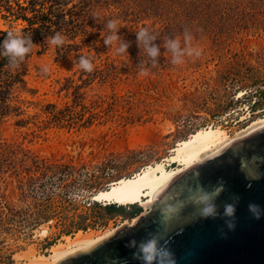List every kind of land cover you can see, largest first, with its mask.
I'll use <instances>...</instances> for the list:
<instances>
[{
	"label": "rangeland",
	"instance_id": "374dc122",
	"mask_svg": "<svg viewBox=\"0 0 264 264\" xmlns=\"http://www.w3.org/2000/svg\"><path fill=\"white\" fill-rule=\"evenodd\" d=\"M24 1L0 0V30L21 33L26 22L5 5ZM95 4L85 38L67 40L79 49L58 53L49 39L13 70L25 83L12 88L13 108L0 120V264H24L13 254L47 253L78 227L103 230L130 220L134 204L108 215L94 207L93 194L163 159L197 128L220 125L235 136L264 116V0ZM82 58L92 71L80 67ZM50 104L94 117L85 126L54 124ZM43 225L47 237L39 236Z\"/></svg>",
	"mask_w": 264,
	"mask_h": 264
},
{
	"label": "water",
	"instance_id": "95a60500",
	"mask_svg": "<svg viewBox=\"0 0 264 264\" xmlns=\"http://www.w3.org/2000/svg\"><path fill=\"white\" fill-rule=\"evenodd\" d=\"M221 185L223 191L214 201L216 215L195 218L189 197L198 187L211 192ZM182 203L180 215L165 220L164 211ZM228 204L235 206L233 217L224 215ZM249 204L259 206V219L249 211ZM227 221L234 229L228 228ZM149 233L161 235L175 264H264V129L176 177L134 225L59 264H139L133 257L135 249L127 245Z\"/></svg>",
	"mask_w": 264,
	"mask_h": 264
},
{
	"label": "bare ground",
	"instance_id": "6f19581e",
	"mask_svg": "<svg viewBox=\"0 0 264 264\" xmlns=\"http://www.w3.org/2000/svg\"><path fill=\"white\" fill-rule=\"evenodd\" d=\"M243 92L240 93L242 95ZM264 129V116L257 117L241 129L235 136H230L220 125H208L197 128L186 138L180 139L171 148V153L161 160L145 164L129 176L112 180L108 187L93 194L94 201L103 203L116 202L120 205L139 203L143 210L130 220L124 219L117 225H109L103 230L78 229L73 234L63 235L57 242L47 248V253H36L31 248L23 253L13 254L16 260L25 259L24 264H59L67 257L86 251L99 242L110 238L124 228L134 225L139 216L152 209L155 198L176 177L208 157L216 155L234 142ZM167 162H175L176 166ZM38 232V231H36ZM49 227L41 226L39 236L47 237ZM38 235V234H37Z\"/></svg>",
	"mask_w": 264,
	"mask_h": 264
},
{
	"label": "trees",
	"instance_id": "16d2710c",
	"mask_svg": "<svg viewBox=\"0 0 264 264\" xmlns=\"http://www.w3.org/2000/svg\"><path fill=\"white\" fill-rule=\"evenodd\" d=\"M97 1L99 0H25L23 4L16 3V8H13L10 4H6L5 7L9 14L26 22V26L20 32L26 39L31 41V47L34 44L43 47L47 45V40L59 34L64 41L63 44L57 46L59 53L61 49L63 52L79 49L80 44L68 42L67 40H74L77 36H81L80 41L85 38L88 34L86 24L93 17L92 10ZM69 4L70 6H68ZM208 5H213V2L208 3ZM242 17L244 16H240L239 19H242ZM9 31L13 32L12 30H0V52H3L2 46ZM25 46L29 45L26 44ZM30 53L31 51L26 54L25 58ZM13 70L14 68L9 66V57L0 55V120L13 108L9 102L12 88L17 84L25 83L22 73ZM258 93L264 99V90L258 91ZM49 106L53 110L49 111L48 122L58 125L80 124V126H85L89 125L94 117L92 113L84 117L83 113L76 112L72 106H66L62 110H55L53 104ZM0 149H2L1 143ZM92 203L94 207L103 208L108 215H123L124 213L123 205L115 203L102 204L97 201H92ZM132 207L131 215H138L141 207L137 204L132 205ZM78 229L84 230L86 228L78 227Z\"/></svg>",
	"mask_w": 264,
	"mask_h": 264
},
{
	"label": "clouds",
	"instance_id": "9594fccd",
	"mask_svg": "<svg viewBox=\"0 0 264 264\" xmlns=\"http://www.w3.org/2000/svg\"><path fill=\"white\" fill-rule=\"evenodd\" d=\"M109 28L115 29L116 23L110 22ZM147 34V29L141 28L138 33V38L143 39ZM117 37L115 35L108 37L106 43H112ZM63 40L60 35H56L50 41L52 45H61ZM28 44L29 46H25ZM3 52L0 55L9 57V66L16 69L19 67V62L25 59L26 54L31 51V41L26 39L22 33H14L9 31L7 37L3 43ZM173 49L177 48V44L172 45ZM119 52L125 51V46H121L118 49ZM150 54L155 56L156 50L150 49ZM200 55V52H197ZM178 62V61H176ZM80 67L86 71H92V64L86 59H81ZM42 71L45 73L49 72V68L44 66ZM223 191L222 185L215 188L213 191H206L203 187H198L194 194L189 197V203L194 207L192 215L196 217L208 218L214 217L217 213L215 206V198ZM185 205L182 203L179 207L173 204L172 210H165L163 216L165 220L174 218L180 215L182 208ZM249 211L253 214L256 219L260 218L261 209L256 204L248 205ZM224 215L226 217H233L235 215V206L232 204L225 205ZM227 226L230 230L234 229L235 225L231 221H227ZM162 237L159 233H149L144 239L140 241L131 240L128 243V247L134 248L133 253L134 259L139 261V264H175L172 253L167 247L166 243H161Z\"/></svg>",
	"mask_w": 264,
	"mask_h": 264
}]
</instances>
